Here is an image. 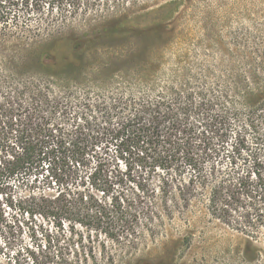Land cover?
<instances>
[{"label": "trees", "instance_id": "trees-1", "mask_svg": "<svg viewBox=\"0 0 264 264\" xmlns=\"http://www.w3.org/2000/svg\"><path fill=\"white\" fill-rule=\"evenodd\" d=\"M185 1L104 0L91 13L80 0H0V190L68 158L92 187L113 177L128 189L109 203L65 189L30 193L19 200L25 212L59 220L85 203L94 227L134 245L139 215L151 226L203 196L230 213L242 264H264V28L253 51L212 56L216 64L183 54L165 68L168 23ZM44 8L46 20L33 21ZM78 16L90 32L66 28ZM112 158L143 170L126 162L127 173L113 174ZM47 263L31 253L27 264Z\"/></svg>", "mask_w": 264, "mask_h": 264}, {"label": "rangeland", "instance_id": "rangeland-1", "mask_svg": "<svg viewBox=\"0 0 264 264\" xmlns=\"http://www.w3.org/2000/svg\"><path fill=\"white\" fill-rule=\"evenodd\" d=\"M80 1L83 11L92 13L104 7V0ZM42 11V16L32 15L33 21L46 20V8ZM88 22L92 23L78 16L65 26L74 32L87 33L92 27ZM168 25L175 39L165 49L163 67L173 68L179 62L176 57L188 54L195 58L194 53L210 55L208 62L216 64L221 53H240L245 48L250 51L256 48L259 30L264 28V0H187ZM109 154L113 156V149ZM134 160L112 158L110 168L114 170L113 174L115 169L125 174V164L129 162L133 174L142 172V167H137ZM93 163L91 161L90 165ZM81 168L68 158L52 160L48 172L44 166L45 170L35 180V177L31 178L25 184L15 181L9 188L0 190V264H15V261L27 264L31 253L40 262L50 264L243 263L245 242L227 223L230 213L218 205L210 210L203 196L198 206L186 213L175 210L172 215L155 216L151 226L145 225L144 216L139 215L136 230L140 238L134 245L124 239L121 244L113 242L103 229L94 227L96 214L85 203L66 212L59 220L38 213L31 216L20 206L19 200H24L30 193L54 194L65 189L74 196L82 193L89 199V195H93L109 203L112 194L122 188L128 189L129 184H120L113 177L109 179L110 183L101 181L92 187L89 180L84 179L87 174ZM50 174H56L58 180L52 179ZM257 244L264 248V227ZM110 254L114 258H107Z\"/></svg>", "mask_w": 264, "mask_h": 264}]
</instances>
